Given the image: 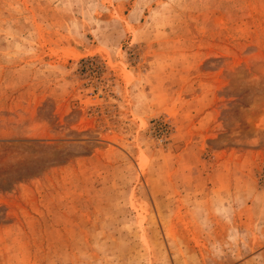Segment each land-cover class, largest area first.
<instances>
[{"label": "rangeland", "instance_id": "obj_1", "mask_svg": "<svg viewBox=\"0 0 264 264\" xmlns=\"http://www.w3.org/2000/svg\"><path fill=\"white\" fill-rule=\"evenodd\" d=\"M0 264H264V0H0Z\"/></svg>", "mask_w": 264, "mask_h": 264}]
</instances>
